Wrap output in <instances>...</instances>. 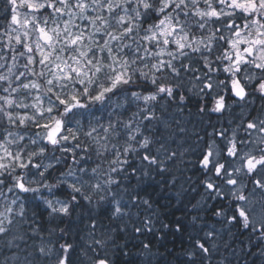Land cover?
I'll use <instances>...</instances> for the list:
<instances>
[{
  "label": "snow or ice",
  "instance_id": "1",
  "mask_svg": "<svg viewBox=\"0 0 264 264\" xmlns=\"http://www.w3.org/2000/svg\"><path fill=\"white\" fill-rule=\"evenodd\" d=\"M0 264H264V0H0Z\"/></svg>",
  "mask_w": 264,
  "mask_h": 264
}]
</instances>
